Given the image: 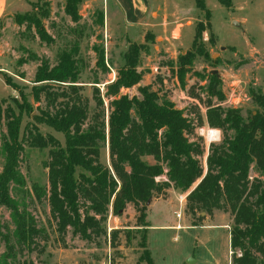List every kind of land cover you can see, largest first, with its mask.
<instances>
[{
  "label": "trees",
  "instance_id": "obj_1",
  "mask_svg": "<svg viewBox=\"0 0 264 264\" xmlns=\"http://www.w3.org/2000/svg\"><path fill=\"white\" fill-rule=\"evenodd\" d=\"M216 1L226 7L231 5V0ZM80 2L65 0V12L72 21L78 18ZM195 2L198 7L203 6V0ZM36 9L38 13L34 9L15 15V22L33 24L44 36L37 14H46V9ZM102 21L99 14L98 24L102 25ZM197 35L198 28L191 50L177 58L176 76L180 82L195 55L208 56L196 44ZM142 50H146L143 44L129 43L123 54L124 62L116 70L114 80L104 84L103 95L93 90L96 108L92 113L79 94L76 43L58 52L55 64L50 66L47 60H42L37 67L34 83L39 86L32 88V96L35 102L43 100L45 106L38 107L37 114L31 116L30 126L22 129L23 114L32 111L26 96L22 95L21 102L14 100L17 111L0 99V125L4 127L0 134L3 157L0 207L9 211L17 245L33 247L35 238L42 233L32 216L20 209L10 194L11 185L23 183L18 168L27 144L39 150L48 149L44 162L48 189L33 185L32 191L36 199L47 198L59 234L68 228L82 239L102 234L100 224L106 216L120 215L130 205L138 212L136 220L143 230L140 242L143 253L139 260L153 264L146 244L149 227L146 204L154 195L172 188L185 195L184 208L191 214L192 226L205 224L201 213L212 215L214 211H222L231 216V264H264V93L250 91L257 109L244 117L239 109L220 105L224 100L220 79L214 74L206 75L205 114L204 118L198 112L196 116L194 110L179 109L150 86L139 84L142 73L137 67ZM96 53V64L104 67L103 51L96 49ZM2 76L13 87L10 77L4 73ZM133 86H137L140 97L121 93ZM38 125L61 133L63 143L50 134L43 135ZM204 125L222 132L221 140L209 145L205 166L201 162L203 148L192 141L194 131ZM105 145L109 165L99 160ZM147 156L152 157L153 163L146 160ZM251 170L255 173L252 178ZM5 239L8 252L1 264L13 257L7 235Z\"/></svg>",
  "mask_w": 264,
  "mask_h": 264
},
{
  "label": "rangeland",
  "instance_id": "obj_2",
  "mask_svg": "<svg viewBox=\"0 0 264 264\" xmlns=\"http://www.w3.org/2000/svg\"><path fill=\"white\" fill-rule=\"evenodd\" d=\"M134 1L138 3L135 15L139 17L143 10L139 0ZM146 2L149 9L142 21H126L125 26L122 11L112 0H81L76 21L66 14L65 0H8L10 6L13 4V11L0 21V99H5L17 111L14 100L21 102L22 95L26 96L32 111L23 114L22 129L30 126L31 116L37 114L38 107L43 109L45 106L43 100L35 102L32 96V88L39 86L34 83L37 67L42 60H47L50 66L55 64L58 52L69 49L74 43L78 48L79 94L87 101L90 113L96 108L93 90L97 89L103 95L104 84L115 78L129 43L143 44L146 48L138 57L137 70L142 73L139 84L150 86L177 108L192 109L196 116L198 112L204 118L206 75L217 73L224 95L220 105L237 108L244 117L256 112L250 91L264 93V0H231L230 7L216 0H203L201 7L195 0ZM34 6L46 9V14H37L44 36L33 24L15 22L17 14L31 13L34 9L38 13ZM99 14L102 25L98 24ZM197 28L196 44L201 45L208 56L195 55L190 70L180 82L176 76L177 58L191 50ZM96 49L103 51L104 67L96 64ZM3 73L10 77L13 87L4 82ZM54 88H57L56 84ZM126 94L140 97L137 86L131 87ZM212 102L216 103V100L212 99ZM38 128L43 135L50 134L63 143L61 133L45 125H38ZM209 130L217 132L210 141ZM3 131L4 127L0 125V134ZM221 138L220 130L206 125L194 131L192 141L204 150L203 166L209 145L218 143ZM2 158L0 151V171ZM47 159V148L39 150L24 144L18 168L23 183L11 185L10 194L20 209L24 208L32 216L42 233L35 238L33 247H19L9 211L0 207V264L8 252L6 235L13 247V257L6 258V264L14 261H26L27 264H146L139 260L143 253L140 246L143 230L136 220L138 212L130 205L120 215H107L100 224L103 233L89 239L74 235L70 228L63 234L56 231L47 198L36 199L32 191L33 185L48 189L44 167ZM99 160L109 165L106 145L100 150ZM254 176L251 170L250 178ZM181 197L169 188L154 195L146 204L149 223L146 244L153 264H186L190 258L192 264H231L229 235L222 227L225 224L230 231L231 216L222 211H214L212 215L201 213L205 224L192 226L191 214L185 210L184 201L180 202ZM177 224L178 229L175 228Z\"/></svg>",
  "mask_w": 264,
  "mask_h": 264
},
{
  "label": "crops",
  "instance_id": "obj_3",
  "mask_svg": "<svg viewBox=\"0 0 264 264\" xmlns=\"http://www.w3.org/2000/svg\"><path fill=\"white\" fill-rule=\"evenodd\" d=\"M14 1L18 2L20 0H14ZM112 1H113L114 5L116 7H118L120 9V11H122L123 16H124V23H125L124 25L125 26H126V21L131 22V23L132 22H140V21H142V19L144 18L147 10L149 9L146 0H139L143 12L138 17L137 15H135V11L136 12L138 11V9L135 6H137L138 3L135 2L134 0H112ZM12 11H13V4H12V6H10L8 4V0H0V21L6 15H9ZM113 80H111V81H113ZM133 87H135V86H133ZM128 90H130V88L122 89L121 93H126ZM149 158L152 159V157L147 156L146 160L149 163H153V159H152V162H150ZM162 179H165V177H162ZM222 227H224L227 230L228 235H229V231H228L227 225L223 224ZM230 251H231V249L229 250V254H230Z\"/></svg>",
  "mask_w": 264,
  "mask_h": 264
},
{
  "label": "built area",
  "instance_id": "obj_4",
  "mask_svg": "<svg viewBox=\"0 0 264 264\" xmlns=\"http://www.w3.org/2000/svg\"><path fill=\"white\" fill-rule=\"evenodd\" d=\"M214 133H217L215 130H209L208 132H207V137L209 138L208 140L210 141V140H213V134ZM180 196H182L181 197V200H180V202H182V200L185 202V195L184 194H180ZM176 216L177 217H179L180 215L179 214H176ZM175 228H180V226L177 224L176 226H175Z\"/></svg>",
  "mask_w": 264,
  "mask_h": 264
},
{
  "label": "water",
  "instance_id": "obj_5",
  "mask_svg": "<svg viewBox=\"0 0 264 264\" xmlns=\"http://www.w3.org/2000/svg\"><path fill=\"white\" fill-rule=\"evenodd\" d=\"M234 23H236V22H234ZM215 75L218 77L217 73H215ZM149 202H150V199L147 200V204H148ZM192 263H193L192 258H190V259H188V260L186 261V264H192Z\"/></svg>",
  "mask_w": 264,
  "mask_h": 264
}]
</instances>
